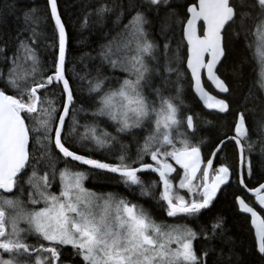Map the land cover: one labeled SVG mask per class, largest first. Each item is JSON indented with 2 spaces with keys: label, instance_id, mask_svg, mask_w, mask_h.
Instances as JSON below:
<instances>
[{
  "label": "snow or ice",
  "instance_id": "6c2138e0",
  "mask_svg": "<svg viewBox=\"0 0 264 264\" xmlns=\"http://www.w3.org/2000/svg\"><path fill=\"white\" fill-rule=\"evenodd\" d=\"M90 16L91 76L59 0H0V264H264V0H104ZM250 63L260 87L238 91Z\"/></svg>",
  "mask_w": 264,
  "mask_h": 264
},
{
  "label": "trees",
  "instance_id": "16d2710c",
  "mask_svg": "<svg viewBox=\"0 0 264 264\" xmlns=\"http://www.w3.org/2000/svg\"><path fill=\"white\" fill-rule=\"evenodd\" d=\"M104 2V0H59L60 11L64 16V20L67 24L68 31V51L70 61L75 60L76 71L81 75L85 74V72L89 73V75H94V71L92 70V66L95 63L94 61L89 60L85 57V62L88 64V68H85L84 65L77 59L81 53L88 52L92 55H95L93 51L98 47V44L101 43L100 39V29L95 24V17L90 16L86 22L84 27H81L83 22L84 12L86 10H90L95 8L99 3ZM35 3L43 9L45 6V0H35ZM87 5V8H85ZM11 25V21H10ZM48 34L52 35V28L49 27L47 29ZM114 33H110L112 35ZM46 59L50 58L49 55H46ZM69 69L72 67V63L70 62L68 65ZM260 81L257 79V74L253 72V65L250 63L244 68V78L243 80L236 85V89L239 91L241 88L247 89L248 87H252L254 89H259ZM84 87H87L85 84ZM74 90H76V86L74 85ZM209 92L212 93L211 88H208ZM185 103L189 105L194 110L203 113H207L201 105L197 102L196 99L193 98V95L190 93L188 89L187 82H185ZM83 122V121H82ZM225 130H227L225 128ZM92 155L100 157L99 155L92 153ZM229 161L231 162V150H228ZM101 158V157H100ZM258 158L254 159V163H257ZM259 167L257 168V174L261 171ZM175 183V181H174ZM110 188L116 189L118 186L116 183H111L107 185ZM229 191H236L235 186ZM218 209L223 210L228 215V220L230 226L233 224L245 226V221L243 218H237L235 213L228 207V202L224 201L222 198L221 204H219ZM258 208V206H257ZM261 211V210H260ZM242 217V215H241ZM250 227V224L244 227L245 233H247V228Z\"/></svg>",
  "mask_w": 264,
  "mask_h": 264
},
{
  "label": "flooded vegetation",
  "instance_id": "af4514ba",
  "mask_svg": "<svg viewBox=\"0 0 264 264\" xmlns=\"http://www.w3.org/2000/svg\"><path fill=\"white\" fill-rule=\"evenodd\" d=\"M212 94H215L214 92H212ZM101 158H103L102 156H100ZM145 179H148V176L144 177ZM116 185L118 186L115 190L117 193L126 196V197H131L133 199H136L135 196H132V193L127 191L123 186L119 185L116 183ZM139 203L143 204L144 207L148 210H150L153 215L158 219V220H165L167 221L168 218L167 217H163L160 215L158 208L155 205V201L148 199V198H142L139 200Z\"/></svg>",
  "mask_w": 264,
  "mask_h": 264
},
{
  "label": "rangeland",
  "instance_id": "374dc122",
  "mask_svg": "<svg viewBox=\"0 0 264 264\" xmlns=\"http://www.w3.org/2000/svg\"><path fill=\"white\" fill-rule=\"evenodd\" d=\"M95 154L103 157V154L102 153H95ZM85 186L88 187V188H90V189H95L97 191H112V192H116V190L114 188H110L109 189L108 186H106L104 188H98L96 186L95 182L93 180H91V179L85 181Z\"/></svg>",
  "mask_w": 264,
  "mask_h": 264
},
{
  "label": "water",
  "instance_id": "95a60500",
  "mask_svg": "<svg viewBox=\"0 0 264 264\" xmlns=\"http://www.w3.org/2000/svg\"><path fill=\"white\" fill-rule=\"evenodd\" d=\"M211 88V87H210ZM211 91L212 92H214V90L211 88ZM215 93V92H214ZM197 100V102L200 104V102L198 101V99H196ZM201 105V107H202V104H200ZM203 108V107H202ZM203 110H205L206 112H208V110L207 109H203ZM261 211H264V210H261ZM258 214H259V212H258ZM242 216H243V214H241Z\"/></svg>",
  "mask_w": 264,
  "mask_h": 264
}]
</instances>
